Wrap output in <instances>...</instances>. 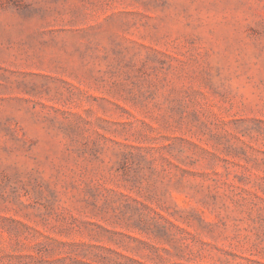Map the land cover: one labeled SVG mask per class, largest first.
<instances>
[{"label":"rangeland","instance_id":"374dc122","mask_svg":"<svg viewBox=\"0 0 264 264\" xmlns=\"http://www.w3.org/2000/svg\"><path fill=\"white\" fill-rule=\"evenodd\" d=\"M0 264H264V0H0Z\"/></svg>","mask_w":264,"mask_h":264}]
</instances>
